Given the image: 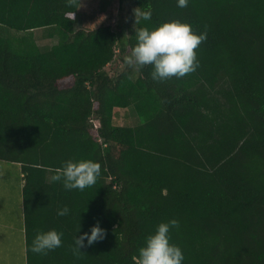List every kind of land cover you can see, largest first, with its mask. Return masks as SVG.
Returning a JSON list of instances; mask_svg holds the SVG:
<instances>
[{"label": "trees", "instance_id": "obj_1", "mask_svg": "<svg viewBox=\"0 0 264 264\" xmlns=\"http://www.w3.org/2000/svg\"><path fill=\"white\" fill-rule=\"evenodd\" d=\"M81 1L0 0V159L21 164L26 195L63 184L45 177L68 159L101 164L83 190L54 185L70 210L59 254L38 262L30 249L28 264H137L172 218L183 264H264V0H130L152 11L137 27L180 19L206 32L196 70L166 79L150 64L109 74L136 43L134 13L128 36L78 27ZM37 29L58 41L41 48ZM129 107L137 123L116 124ZM97 222L104 238L76 250Z\"/></svg>", "mask_w": 264, "mask_h": 264}, {"label": "clouds", "instance_id": "obj_2", "mask_svg": "<svg viewBox=\"0 0 264 264\" xmlns=\"http://www.w3.org/2000/svg\"><path fill=\"white\" fill-rule=\"evenodd\" d=\"M176 2L178 7L184 8L189 0H176ZM133 13L136 43L130 55L125 57L127 64L140 68L152 65L150 75L153 79L173 76L179 78L196 70L199 65L196 49L206 39V32H197L190 23L180 19L166 20L154 27H137L140 20L151 19L152 11L150 8L137 7L133 9ZM100 173L101 164L98 161L68 159L63 162L62 169H58L50 179L51 181L62 179L65 189L83 190L94 184ZM69 211L68 206L65 205L57 209V215L64 216ZM173 226H179L176 218L162 221L145 237L144 244L138 249L137 264H183L182 248L170 242L169 231ZM62 235L56 229L38 231L33 238L31 250L35 253H46L55 249L62 244ZM104 236L105 229L97 222L91 226L90 231L75 235L74 248L82 251L85 244L91 245Z\"/></svg>", "mask_w": 264, "mask_h": 264}, {"label": "crops", "instance_id": "obj_3", "mask_svg": "<svg viewBox=\"0 0 264 264\" xmlns=\"http://www.w3.org/2000/svg\"><path fill=\"white\" fill-rule=\"evenodd\" d=\"M18 165L21 167L20 163ZM50 177L46 175L45 179L50 181ZM18 179L14 200L19 209L7 215L0 214V264H28L29 250L37 232L56 229L62 233L64 224L62 216L57 215V209L66 205V198L59 193L64 188L63 184H54L57 192L51 183H42L32 188L30 183L26 195V178L22 167ZM62 201L65 202L63 206ZM31 254L34 260L42 262L56 259L59 251L53 252L51 249L46 253H35L31 250Z\"/></svg>", "mask_w": 264, "mask_h": 264}, {"label": "rangeland", "instance_id": "obj_4", "mask_svg": "<svg viewBox=\"0 0 264 264\" xmlns=\"http://www.w3.org/2000/svg\"><path fill=\"white\" fill-rule=\"evenodd\" d=\"M132 4L130 0H82L79 7V22L78 27L94 28L101 24L110 23L113 26L119 27L124 35L130 33V24L132 22ZM34 36L39 46L43 49L49 48L52 44L58 41L56 37H48L43 29L34 31ZM130 55L128 51L120 54L117 49L115 59L106 65L105 69L109 74H115L124 68H131L133 76L137 75L138 67L129 65L125 61V57ZM114 122L116 124H136L137 117L132 107L116 108ZM98 124L97 120H94ZM21 173V167L18 163L0 159V214L7 215L12 210L18 208L17 202L14 200L16 187L19 182L18 175Z\"/></svg>", "mask_w": 264, "mask_h": 264}]
</instances>
